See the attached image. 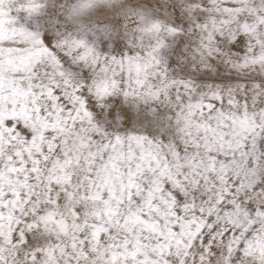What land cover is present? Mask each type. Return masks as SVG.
I'll return each instance as SVG.
<instances>
[{
  "label": "snow or ice",
  "instance_id": "obj_1",
  "mask_svg": "<svg viewBox=\"0 0 264 264\" xmlns=\"http://www.w3.org/2000/svg\"><path fill=\"white\" fill-rule=\"evenodd\" d=\"M0 264H264V0H0Z\"/></svg>",
  "mask_w": 264,
  "mask_h": 264
}]
</instances>
